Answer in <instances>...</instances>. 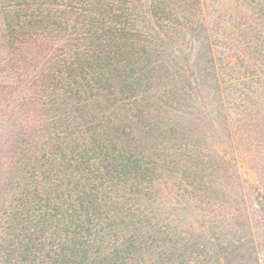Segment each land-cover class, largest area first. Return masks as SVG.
<instances>
[{"label": "trees", "instance_id": "trees-1", "mask_svg": "<svg viewBox=\"0 0 264 264\" xmlns=\"http://www.w3.org/2000/svg\"><path fill=\"white\" fill-rule=\"evenodd\" d=\"M228 178L264 211V0H0V264H208Z\"/></svg>", "mask_w": 264, "mask_h": 264}, {"label": "rangeland", "instance_id": "rangeland-1", "mask_svg": "<svg viewBox=\"0 0 264 264\" xmlns=\"http://www.w3.org/2000/svg\"><path fill=\"white\" fill-rule=\"evenodd\" d=\"M236 167L241 178L254 176L246 164L238 162ZM217 190L215 200L204 210L176 216L177 230L203 250L200 259L208 264H261L264 211L241 180L228 178Z\"/></svg>", "mask_w": 264, "mask_h": 264}]
</instances>
